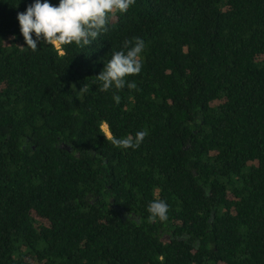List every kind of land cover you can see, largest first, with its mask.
<instances>
[{
    "label": "trees",
    "instance_id": "16d2710c",
    "mask_svg": "<svg viewBox=\"0 0 264 264\" xmlns=\"http://www.w3.org/2000/svg\"><path fill=\"white\" fill-rule=\"evenodd\" d=\"M32 2L0 0V264H264V0H136L89 45L36 51ZM135 37L136 89L100 91ZM102 125L148 135L117 148Z\"/></svg>",
    "mask_w": 264,
    "mask_h": 264
},
{
    "label": "clouds",
    "instance_id": "9594fccd",
    "mask_svg": "<svg viewBox=\"0 0 264 264\" xmlns=\"http://www.w3.org/2000/svg\"><path fill=\"white\" fill-rule=\"evenodd\" d=\"M136 0H59L58 4H50L49 0H33L27 5L25 11L17 12L19 31L23 36L25 45L36 51L38 41L51 44L59 48L75 43L80 47L89 45L102 32H107L110 18L117 13H125ZM33 34L35 39H33ZM133 41L125 40L127 49L113 52L111 58L104 62V66L96 80L100 82V91H108L112 87L122 90L126 83L129 89H136L135 82H128L130 75H139L143 61L141 53L145 47L144 41L135 37ZM132 44L131 47L129 45ZM23 50V49H22ZM89 86L84 84L79 91L87 92ZM119 103L120 97L114 96ZM104 134V133H103ZM148 135L146 130H140L135 135L117 138L108 134L107 139L117 148H138ZM105 136V134H104ZM149 221L157 218L161 221L167 219L168 204L154 198L147 205Z\"/></svg>",
    "mask_w": 264,
    "mask_h": 264
},
{
    "label": "rangeland",
    "instance_id": "374dc122",
    "mask_svg": "<svg viewBox=\"0 0 264 264\" xmlns=\"http://www.w3.org/2000/svg\"><path fill=\"white\" fill-rule=\"evenodd\" d=\"M102 130L105 132L106 135H108V133L106 132V128L104 125L101 126Z\"/></svg>",
    "mask_w": 264,
    "mask_h": 264
}]
</instances>
